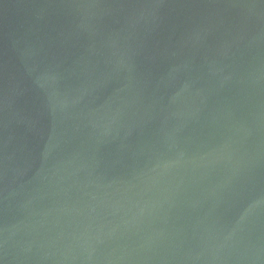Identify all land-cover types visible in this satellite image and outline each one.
Returning <instances> with one entry per match:
<instances>
[{
  "label": "water",
  "instance_id": "water-1",
  "mask_svg": "<svg viewBox=\"0 0 264 264\" xmlns=\"http://www.w3.org/2000/svg\"><path fill=\"white\" fill-rule=\"evenodd\" d=\"M0 264H264V0H0Z\"/></svg>",
  "mask_w": 264,
  "mask_h": 264
}]
</instances>
